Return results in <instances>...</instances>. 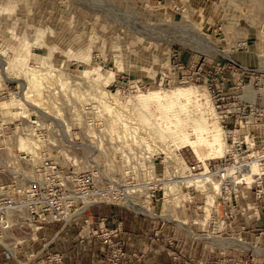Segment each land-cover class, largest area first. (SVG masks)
Segmentation results:
<instances>
[{
	"label": "rangeland",
	"instance_id": "374dc122",
	"mask_svg": "<svg viewBox=\"0 0 264 264\" xmlns=\"http://www.w3.org/2000/svg\"><path fill=\"white\" fill-rule=\"evenodd\" d=\"M183 36L199 46L177 39ZM211 44L222 54L208 52ZM178 52L187 67L205 62L210 69L221 61L231 76L224 91L181 83L192 70L175 66ZM33 73L44 77L39 89L29 88ZM178 87L193 97L187 109L170 94ZM155 90L159 98H149ZM226 115H233L228 123L250 149L244 142V151L236 152L240 147L222 127ZM215 126L223 152H207L201 160L191 142L204 132L211 138L207 131ZM22 137L36 141L33 150L22 146ZM259 151L264 153V0H0V255L14 258L22 246L40 240V230L39 239H32L24 201L33 198L31 187L40 181L57 192L58 170L73 176L78 196L89 188L92 206L70 221H83L79 231L89 219L87 227L99 238L106 218V226L122 223L124 232L122 221L110 225L94 213L113 206L143 218V231L150 221L162 231L172 223L167 244L174 249L173 264L180 261L179 236L206 247L198 258L190 241L183 264H264L263 243L228 231L230 221L245 212L246 191L258 202L240 174L241 163L258 161ZM204 171L222 183L218 191L188 182ZM77 199L80 207L84 198ZM160 235L164 242L166 235ZM212 244L219 245L217 251ZM128 259L127 250L123 264Z\"/></svg>",
	"mask_w": 264,
	"mask_h": 264
},
{
	"label": "crops",
	"instance_id": "0c3cea01",
	"mask_svg": "<svg viewBox=\"0 0 264 264\" xmlns=\"http://www.w3.org/2000/svg\"><path fill=\"white\" fill-rule=\"evenodd\" d=\"M249 193V191H246L241 197L243 203L241 205L245 211L244 214L241 213L230 221L228 231L231 235L239 236L246 241L255 242L256 244L263 243L264 245V207L256 202L252 197L253 194L249 195ZM94 213L97 216L105 215L110 225H115L117 221L123 222L124 232L120 233V237L126 241L129 253L128 262L126 261L125 264L174 263L172 261L174 249L167 244V239H169L171 233H173L172 223L166 224L164 231H162V228L158 227L157 222L150 221V227L147 229L145 228L143 231V227H141V220H143V218L135 215L133 216L131 213L122 211L119 208L116 209V207L113 206H99L95 208ZM82 226L83 221L77 218L66 225L47 224L39 232L40 240L33 243L32 247L28 244L22 246L14 253L15 255L13 254L15 256L14 258H7L5 255L1 254L0 260L12 264L18 260H25L29 251L48 247L63 254L64 261L62 264H108L105 259L108 246L93 233L80 234L79 230ZM254 226L258 228L256 233H254L252 229ZM161 233L166 235V237H164V239H166L164 242H160L162 241L160 237ZM190 241L191 244H197L193 247L196 257L199 258L201 251L206 250V247L203 248L200 242H195L188 237L183 238L179 236L177 243L181 251L176 249L178 253L180 251V261L175 264H183L182 260L186 258L189 250L192 249ZM212 246L211 250L217 251L219 245L212 244ZM225 248H227V246ZM208 250H210V246ZM132 253L137 255L148 253V257L144 256L143 258L134 259L131 256Z\"/></svg>",
	"mask_w": 264,
	"mask_h": 264
},
{
	"label": "built area",
	"instance_id": "2783aa9c",
	"mask_svg": "<svg viewBox=\"0 0 264 264\" xmlns=\"http://www.w3.org/2000/svg\"><path fill=\"white\" fill-rule=\"evenodd\" d=\"M174 58V64L175 66L180 70H186L187 68L189 70H192V72L184 73L181 78V83L184 84H193L200 86L203 84V86L206 87V84L209 86L214 85L215 89L218 90V92H223L225 85H227L230 82V77L226 75V71L224 69L225 65H221V61H217L215 65H212L210 69L206 68L205 62H197L192 63L190 65H187L183 63L181 60L180 52L173 54ZM235 64L239 68H244L242 65L235 62ZM214 70V71H213ZM213 71V74H212ZM183 72V71H182ZM215 76V77H214ZM239 85H242L239 83ZM233 88L236 87L235 85L232 86ZM219 99L223 100V97H219ZM218 108L222 110V107L220 104L218 105ZM223 112V111H220ZM229 113L234 114V110H228ZM235 115V114H234ZM233 115H226L227 121L224 119L222 120L225 123H222V127L225 129V131L230 136V141L234 144H238L240 148H237L236 146V152L238 153L240 151H244L243 144H247L245 147L246 150L250 149L249 141L241 138V136H237L235 132H237V129H232L231 125L228 123V119L231 118ZM241 127L244 126L243 120H235ZM246 123V122H245ZM260 155L256 158L258 161H255L253 164L248 163H241V166L244 170H242V173L240 174L242 178L240 180H245L246 184H252V187L255 191V198L258 200V202H261L264 205V153L259 151ZM254 164H258L257 166H254ZM195 168V166H193ZM248 171V172H247ZM59 182V190L57 192L62 193L60 196L57 195V192L52 189V187H47L45 184L38 182L33 185L32 191L35 194L33 198L37 195L38 198L35 199H28L27 201H24L27 205V210L31 215V223L33 225L34 234L32 236L33 240L39 239L38 231L41 230L46 224L50 222H63V224H66L70 222L77 214L84 213L87 209H90L91 201H90V193L89 188L83 189L81 192L82 195L78 196L77 191H80V189H77L73 187V176L71 179H69L68 176L60 175L58 170L56 171ZM62 174V173H61ZM249 181L248 178L253 177ZM70 180V181H69ZM234 182V181H233ZM75 183V182H74ZM236 183V182H235ZM244 184V183H242ZM67 185H70L71 188L68 191V193H64V191L67 190ZM53 190L54 195H49V191ZM76 193H75V192ZM59 196V197H58ZM67 197V201L62 200L63 198ZM78 198H84L83 205L78 204ZM155 198V195H153ZM222 200H227V198H222ZM77 201V203H76ZM234 206V210H235ZM84 208V209H82ZM87 225H91V221L87 220ZM85 226L83 230L80 231V234L83 233H91L89 228ZM122 223H120L116 227L109 228L106 226V218H101L100 221V234L98 235L100 239L108 246L107 252H106V258L108 264H123L124 260L127 256V246L126 242L123 238L120 237V231ZM88 228V229H87ZM176 239L175 236L172 237V239L169 240L170 245H173V241ZM63 263V255L59 251L52 250L50 248H41L36 251H31L28 256L27 260L20 264H62Z\"/></svg>",
	"mask_w": 264,
	"mask_h": 264
},
{
	"label": "bare ground",
	"instance_id": "6f19581e",
	"mask_svg": "<svg viewBox=\"0 0 264 264\" xmlns=\"http://www.w3.org/2000/svg\"><path fill=\"white\" fill-rule=\"evenodd\" d=\"M178 40H182L185 44H191V45H195V46H199V44L197 43H192L191 40H189L187 37L183 36L181 38H177ZM212 46H210L211 48L208 49L207 51L210 52L212 55H216V54H222L221 50L216 48L213 44H211ZM229 58V57H228ZM2 61V60H1ZM3 63V64H2ZM2 65H4V62L2 61ZM3 67V66H2ZM5 67V65H4ZM3 67V68H4ZM3 68H2V71H3ZM8 68H6L7 70ZM5 70V69H4ZM33 76L35 77V81L31 80V84L29 85V88L30 87H34V88H38V86L41 84V80L44 78H38L36 74L33 73ZM104 79V78H103ZM22 81V80H21ZM23 84V83H22ZM41 88V87H40ZM39 89V88H38ZM166 90V89H165ZM29 91H26L25 93L28 95L29 94ZM167 91V90H166ZM173 91V90H172ZM39 93V92H38ZM42 94V93H41ZM170 94H173L174 96L176 95L178 98L180 99H183L181 101H184V105H185V109H187V107L189 106L188 103L192 102L193 100V97L190 95V90L189 89H186V88H176L172 93ZM198 95V94H197ZM203 95V94H202ZM151 97H154V98H159V92L158 91H153L151 92L149 98ZM32 98V97H30ZM35 98V97H34ZM33 98V99H34ZM35 100V99H34ZM33 102V101H32ZM37 103H38V100H37ZM36 103V104H37ZM206 103V102H205ZM9 105V104H8ZM184 112V111H183ZM120 120V118H118ZM117 119V120H118ZM129 119V118H128ZM122 122V121H121ZM126 123V122H125ZM134 125V124H133ZM199 128L201 127L202 130H206V126H205V123H203L202 121L199 122L198 124ZM135 128V127H134ZM133 128V129H134ZM138 128V127H137ZM207 132H212L213 134H211V138H208V136H203L205 134V132L203 133V135H201L200 137H198L197 139H194V141L191 142L193 148H194V151L196 152V154L201 158V160L205 159L204 156L206 155L207 152H216L217 154H221L223 152V148H224V142H223V137L221 135V131H220V128L215 126V128L213 130H208ZM125 134V133H124ZM123 134V135H124ZM188 134V133H186ZM25 137V136H24ZM23 138V137H22ZM26 138V137H25ZM144 141V140H143ZM22 142H23V147H26V148H29L30 150H33L34 147L36 146V141H26L24 140V138L22 139ZM188 142H190L188 140ZM35 145V146H34ZM165 151V150H164ZM163 153V152H162ZM207 167V165L205 166ZM228 172H230L228 170ZM228 173H225V176L227 175ZM188 182H194L195 184H201V185H207V184H211L212 188L214 190H219L221 188V182H217L215 181L213 178H212V173L211 172H207V171H204L202 173H200V175L198 176H195L193 179H190L188 180ZM145 206V205H144ZM139 207V205L137 206ZM143 207V206H142ZM141 207V208H142ZM145 209V207H144ZM143 210V209H142ZM149 211V210H148ZM150 212V211H149ZM195 235V234H194ZM205 238V237H204ZM210 239V238H209ZM212 239V238H211ZM207 240V239H206ZM215 240H218V239H215ZM220 240V239H219ZM215 242V241H214ZM222 242V241H221ZM233 242V241H232ZM225 243V242H223ZM227 243V242H226ZM236 243V242H235Z\"/></svg>",
	"mask_w": 264,
	"mask_h": 264
}]
</instances>
